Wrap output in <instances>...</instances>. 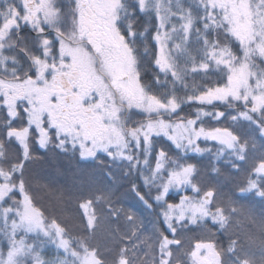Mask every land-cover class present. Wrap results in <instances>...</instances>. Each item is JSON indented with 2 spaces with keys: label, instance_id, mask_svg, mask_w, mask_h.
<instances>
[{
  "label": "snow or ice",
  "instance_id": "1",
  "mask_svg": "<svg viewBox=\"0 0 264 264\" xmlns=\"http://www.w3.org/2000/svg\"><path fill=\"white\" fill-rule=\"evenodd\" d=\"M0 264H264V0H0Z\"/></svg>",
  "mask_w": 264,
  "mask_h": 264
},
{
  "label": "trees",
  "instance_id": "2",
  "mask_svg": "<svg viewBox=\"0 0 264 264\" xmlns=\"http://www.w3.org/2000/svg\"><path fill=\"white\" fill-rule=\"evenodd\" d=\"M62 181H67V182H71V172L68 173V175L66 177H62L61 178ZM128 204L132 205L133 207H137V205L135 204V201L132 200L131 198H128L127 201H126ZM101 239V242H103L102 240V236L100 237Z\"/></svg>",
  "mask_w": 264,
  "mask_h": 264
}]
</instances>
